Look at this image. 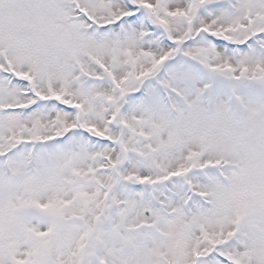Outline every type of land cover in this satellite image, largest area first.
I'll list each match as a JSON object with an SVG mask.
<instances>
[{"label":"snow or ice","instance_id":"obj_1","mask_svg":"<svg viewBox=\"0 0 264 264\" xmlns=\"http://www.w3.org/2000/svg\"><path fill=\"white\" fill-rule=\"evenodd\" d=\"M0 264H264V0H0Z\"/></svg>","mask_w":264,"mask_h":264}]
</instances>
